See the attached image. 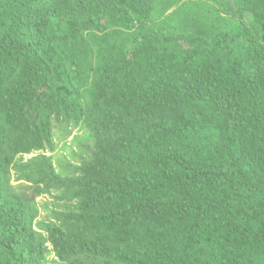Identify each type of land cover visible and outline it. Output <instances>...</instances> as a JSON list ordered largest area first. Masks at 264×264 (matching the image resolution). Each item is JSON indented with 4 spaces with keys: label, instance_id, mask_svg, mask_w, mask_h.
Wrapping results in <instances>:
<instances>
[{
    "label": "trees",
    "instance_id": "16d2710c",
    "mask_svg": "<svg viewBox=\"0 0 264 264\" xmlns=\"http://www.w3.org/2000/svg\"><path fill=\"white\" fill-rule=\"evenodd\" d=\"M207 1L0 0V264H264V0Z\"/></svg>",
    "mask_w": 264,
    "mask_h": 264
},
{
    "label": "rangeland",
    "instance_id": "374dc122",
    "mask_svg": "<svg viewBox=\"0 0 264 264\" xmlns=\"http://www.w3.org/2000/svg\"><path fill=\"white\" fill-rule=\"evenodd\" d=\"M178 6L187 5L188 8H197L198 10H213L217 6L216 3L207 1V0H180ZM190 6V7H189ZM170 14L169 16H165V18H169L173 14V10L168 11L166 13ZM174 25L180 26L181 20L177 17H173L168 20ZM224 22V21H223ZM71 133L69 134L66 130L61 128H55V144L56 150L53 153H49V155L53 156L54 166L58 173L64 176H71L76 174V169L80 167L81 161L83 159L82 152L79 147V143L82 141L89 140V134L82 127H69L68 129ZM32 155H25V160L31 158ZM12 183L18 187L21 185V181L17 180L16 173H13ZM56 194V193H54ZM56 195H43L37 200V210H38V218L36 220L35 226L36 229H42L44 223H49L53 221L54 213L57 211H62L65 209V203H59L55 199ZM40 231V230H39ZM50 244H48L49 246ZM51 246V245H50ZM51 249V247H50ZM46 264H59L57 258L53 253H50L47 257Z\"/></svg>",
    "mask_w": 264,
    "mask_h": 264
}]
</instances>
